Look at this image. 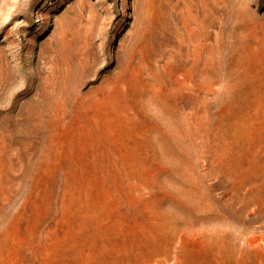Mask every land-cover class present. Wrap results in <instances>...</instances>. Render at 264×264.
Masks as SVG:
<instances>
[{
	"label": "rangeland",
	"instance_id": "rangeland-1",
	"mask_svg": "<svg viewBox=\"0 0 264 264\" xmlns=\"http://www.w3.org/2000/svg\"><path fill=\"white\" fill-rule=\"evenodd\" d=\"M0 264H264V0H0Z\"/></svg>",
	"mask_w": 264,
	"mask_h": 264
},
{
	"label": "bare ground",
	"instance_id": "bare-ground-1",
	"mask_svg": "<svg viewBox=\"0 0 264 264\" xmlns=\"http://www.w3.org/2000/svg\"><path fill=\"white\" fill-rule=\"evenodd\" d=\"M251 245V244H250Z\"/></svg>",
	"mask_w": 264,
	"mask_h": 264
}]
</instances>
